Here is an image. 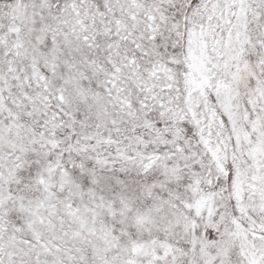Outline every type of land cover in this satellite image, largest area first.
<instances>
[{"label": "snow or ice", "instance_id": "obj_1", "mask_svg": "<svg viewBox=\"0 0 264 264\" xmlns=\"http://www.w3.org/2000/svg\"><path fill=\"white\" fill-rule=\"evenodd\" d=\"M0 264H264V0H0Z\"/></svg>", "mask_w": 264, "mask_h": 264}]
</instances>
